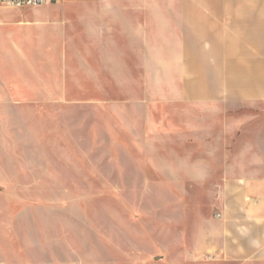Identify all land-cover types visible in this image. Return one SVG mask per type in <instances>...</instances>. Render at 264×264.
<instances>
[{
    "label": "rangeland",
    "instance_id": "rangeland-1",
    "mask_svg": "<svg viewBox=\"0 0 264 264\" xmlns=\"http://www.w3.org/2000/svg\"><path fill=\"white\" fill-rule=\"evenodd\" d=\"M160 1L183 26L0 6V264H238L181 222L193 114L207 127L209 34L186 15L207 0Z\"/></svg>",
    "mask_w": 264,
    "mask_h": 264
},
{
    "label": "crops",
    "instance_id": "crops-1",
    "mask_svg": "<svg viewBox=\"0 0 264 264\" xmlns=\"http://www.w3.org/2000/svg\"><path fill=\"white\" fill-rule=\"evenodd\" d=\"M75 2L57 4L65 17L78 8L84 18H112L116 29L126 23L137 32L165 31L168 23H185L182 10L168 12L160 0ZM186 16L193 31L209 34L207 87L194 90L206 97L207 127L193 114L192 143L202 152L192 154L194 166L184 174L199 191L181 222L191 226L195 253L264 264V0H207Z\"/></svg>",
    "mask_w": 264,
    "mask_h": 264
},
{
    "label": "built area",
    "instance_id": "built-area-1",
    "mask_svg": "<svg viewBox=\"0 0 264 264\" xmlns=\"http://www.w3.org/2000/svg\"><path fill=\"white\" fill-rule=\"evenodd\" d=\"M61 0H0L1 5H7L17 8H26V7H38L45 4H57Z\"/></svg>",
    "mask_w": 264,
    "mask_h": 264
}]
</instances>
